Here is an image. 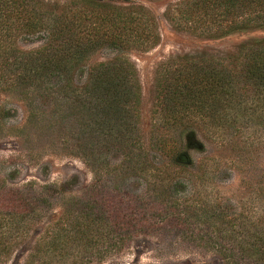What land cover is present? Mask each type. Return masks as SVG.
Returning <instances> with one entry per match:
<instances>
[{
	"label": "trees",
	"instance_id": "16d2710c",
	"mask_svg": "<svg viewBox=\"0 0 264 264\" xmlns=\"http://www.w3.org/2000/svg\"><path fill=\"white\" fill-rule=\"evenodd\" d=\"M164 17L177 31L220 38L264 29V0H175L166 5ZM159 42L156 15L136 0H0L1 86L52 92L59 111L66 107L85 112L81 124L93 131L88 142L98 154L88 156L93 155L95 165L103 162V150L116 146L129 169L147 172L154 185L165 181L171 187L181 184V175L188 172V156L177 150V143L171 146L172 133L183 137L197 128L219 134L264 111V40H248L227 51L172 54L159 64L153 108L156 143L172 163L179 156L184 162L153 173L140 160L142 146H136L141 140L137 134L141 89L129 54L148 51ZM20 43L34 46L23 48ZM102 52L114 56L90 65L92 56ZM91 144H85L86 150ZM207 169L206 163L198 170ZM92 187L90 198L47 220L44 234L35 231V237L31 229L41 221L46 195L63 189L55 184L38 189L3 187L0 262L22 251L25 264H90L162 223L187 220L181 214L198 217L196 210L207 213L212 208L210 203H194L178 205L174 211L164 203L153 205L157 202L153 197L150 202L130 193L103 197L97 185ZM147 221L152 230L146 232ZM205 224L193 234L218 252L223 264H229V250H236L244 264H264V232L259 235L254 223V229H246L239 239Z\"/></svg>",
	"mask_w": 264,
	"mask_h": 264
},
{
	"label": "rangeland",
	"instance_id": "374dc122",
	"mask_svg": "<svg viewBox=\"0 0 264 264\" xmlns=\"http://www.w3.org/2000/svg\"><path fill=\"white\" fill-rule=\"evenodd\" d=\"M173 1L136 0L156 15L160 42L148 51L129 54L141 89L137 123L141 140L136 146H142L140 160L145 161L153 173L165 172L172 163L155 139L153 108L159 64L172 54L227 51L248 40H264V29L260 28L220 38L177 31L164 17L166 5ZM20 46L29 49L34 45L20 43ZM113 56L106 52L95 54L89 64ZM84 113L66 107L63 112L59 111L52 92L37 94L34 88L0 84V190L3 187L24 189L29 185L38 189L50 184L63 189L46 195L41 221L34 223L36 229H31L34 237L35 231L41 232L39 236L44 234L47 220L75 210L76 205L90 198L93 185H97L103 197L115 192L142 196L147 202L153 197L157 200L153 205L164 203L166 209L174 211L180 209L178 205L192 207L194 203H210L212 208L207 213L196 210L198 217L191 208L189 212L193 216L181 214L187 216V220L180 219L177 224L162 223L157 230L150 229L151 222L147 221L143 229L152 233H141L121 250L90 264H223L221 255L206 248L210 245L203 246L193 234L206 226L205 223L211 225L212 231L223 228L238 239L246 229H254L253 223L259 235L264 232V111L246 117L248 121L243 119L236 127L219 134L197 128L187 130L183 137L177 131L172 133L171 146L177 143V150L188 156V172L181 175L182 183L174 185L176 187H169L165 181L154 185V177L147 172L129 169L126 156H122L116 146L103 150V162L95 165L93 155H88H97L98 149L88 142L93 131L81 124L87 118ZM77 143H82L83 147ZM84 143L91 144L88 150ZM179 157L172 164L184 162L182 156ZM206 163V171L198 170ZM98 167L102 169L101 175ZM151 213L149 211L148 215ZM218 213L223 216H216ZM200 215H203L201 219ZM227 253L229 264L246 262L236 250ZM24 257V252L17 251L3 258L0 264H25Z\"/></svg>",
	"mask_w": 264,
	"mask_h": 264
}]
</instances>
